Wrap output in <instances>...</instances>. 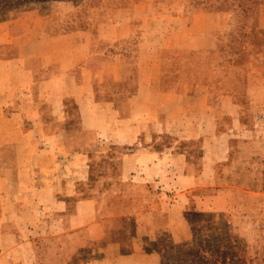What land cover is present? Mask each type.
Returning a JSON list of instances; mask_svg holds the SVG:
<instances>
[{"label": "rangeland", "instance_id": "1", "mask_svg": "<svg viewBox=\"0 0 264 264\" xmlns=\"http://www.w3.org/2000/svg\"><path fill=\"white\" fill-rule=\"evenodd\" d=\"M220 1L15 0L0 5V19H21L23 12L34 9L50 21L71 18L90 21L94 27H101L116 8H125L127 19H134L130 23L133 32L113 49L133 61L140 49L139 34L151 40L166 66V87L177 82L185 63V75L191 81L186 108L192 115L198 113L196 117L204 114L205 122L216 113L213 134L191 139L185 133L178 144L196 172H202L205 159L212 173L197 177L184 207L177 205L172 190L148 193L127 187L124 155L130 146L108 144L103 131L94 138L82 128L79 115L69 113L64 128L74 144L61 147L60 152L78 153L75 167L80 172L74 192L64 197L67 208L62 215L69 217L42 213L34 204L38 195L32 193L29 179H17L16 193H4L2 200L17 205L9 211V219L15 216L12 220L4 211L10 226L2 232H9L11 239L0 238V264H122L115 257L132 254L134 240L138 251H157L158 260L152 264H264V0H253L245 11L236 2L229 5L233 0ZM216 4L226 8L213 10ZM133 65L105 64L104 71L112 74L122 68L127 77L122 83L103 80L96 84V98H111L119 106L134 89ZM164 97L159 95L158 101L170 99ZM174 137L178 136L163 133L156 146L170 145ZM8 148L0 170L39 169L34 160L39 147H21L20 152L18 147ZM17 154L20 159L34 158L18 162ZM61 164V169L69 167L65 161ZM0 186L14 187L7 178ZM152 197L157 221L171 227V233L161 232L155 239L144 227ZM87 200L93 201L89 207ZM21 204L25 224L18 223ZM45 218L49 222L62 219L73 228L58 233L60 228L45 224ZM86 222H101L102 235L88 239ZM22 236L30 240L20 243ZM132 259L129 264H142L134 261L136 253Z\"/></svg>", "mask_w": 264, "mask_h": 264}, {"label": "crops", "instance_id": "2", "mask_svg": "<svg viewBox=\"0 0 264 264\" xmlns=\"http://www.w3.org/2000/svg\"><path fill=\"white\" fill-rule=\"evenodd\" d=\"M36 11L23 12L21 19H0V163L4 161V152L8 154L10 151L8 147H18V152L21 147H39L34 159L39 162V169L0 170V182L7 178L14 185L7 189L0 186V238L11 239L10 233L2 232V229L10 226L9 220L15 216L9 219V211L17 205L16 201H2L4 193H16L17 179L22 177L29 179L32 193L38 195L34 204H38L42 213L51 211L57 216L69 217L62 215L67 208L64 197L74 192L73 186L80 173L75 167L79 154L60 152L61 147L74 144L72 136L68 137L64 128L69 113L76 112L84 122L82 128L94 138L103 131L108 144L130 146V152L124 155V168L129 169L127 187L148 193H154L151 192L154 189L172 190L178 198L177 205L184 207L197 177L207 175L210 164L203 159L199 174L188 164L187 153L178 144L185 138L182 136L185 133L189 134L186 138L191 139L213 134L216 118V113H212L205 122L204 114L199 113L196 117L198 113L192 115L186 108L185 99L191 90V81L185 75L186 64H183L177 82L167 88L166 66L151 40L145 41L139 34L137 43L140 49L133 61L128 60L123 51H115L113 46L126 41L133 32L130 23L134 19H127L129 11L125 8H116L101 27H94L96 25L89 21L86 26L69 30H55L54 21L44 19ZM141 44H144V49H141ZM115 63L129 67L130 63L134 64L136 72L134 89L125 94L119 106H115L111 98H96V84L103 80L122 83L127 77L122 68L112 74L104 71L105 64ZM159 95L170 99L160 102ZM166 132L178 137H174L170 145L157 147L158 139ZM33 158L26 155L20 159L19 154L16 155L18 162ZM64 161L69 166L66 170L61 169ZM154 198L148 200L151 203L146 206L150 208L148 217L144 215L148 223L144 227L152 239L171 229L168 222L160 224L157 221L152 209L155 208ZM92 203L86 201L88 207ZM23 207L24 204L17 206L21 211V216H17L21 224H25L26 216ZM6 209L9 220L5 221ZM43 220L47 225L60 228L58 233L73 228V225L67 227L62 219L53 222L46 218ZM100 223L84 224L88 239L102 235ZM12 237L16 238L15 235ZM27 240L29 237L22 236L19 241L24 244ZM132 248L137 254L134 261L142 264L157 262V251H138L135 240ZM133 253L121 254L115 257L116 261L132 263Z\"/></svg>", "mask_w": 264, "mask_h": 264}, {"label": "trees", "instance_id": "3", "mask_svg": "<svg viewBox=\"0 0 264 264\" xmlns=\"http://www.w3.org/2000/svg\"><path fill=\"white\" fill-rule=\"evenodd\" d=\"M12 1H15V0H0V5H5V4H8V3H11ZM223 0L220 1V3L222 2ZM225 2V1H224ZM234 2H236V6L240 7L242 10H246L250 7V5L252 4L253 0H233V2H231L229 5L231 4H234ZM228 5V6H229ZM226 8V6H220L219 4L217 5H214L213 7H211L213 10H219V9H223V8ZM87 22L89 21H86L84 23H82L80 20L76 19L75 21H73V19L69 18V20H60V17H57L56 20H54V28L55 30H69V29H73V28H76V27H83V26H86Z\"/></svg>", "mask_w": 264, "mask_h": 264}]
</instances>
